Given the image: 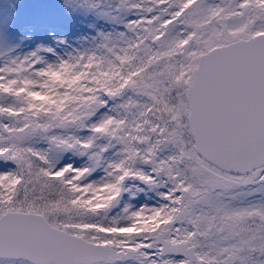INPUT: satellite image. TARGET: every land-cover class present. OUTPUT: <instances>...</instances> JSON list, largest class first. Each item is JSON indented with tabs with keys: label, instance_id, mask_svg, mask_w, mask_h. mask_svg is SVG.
Masks as SVG:
<instances>
[{
	"label": "snow or ice",
	"instance_id": "6c2138e0",
	"mask_svg": "<svg viewBox=\"0 0 264 264\" xmlns=\"http://www.w3.org/2000/svg\"><path fill=\"white\" fill-rule=\"evenodd\" d=\"M119 13L95 49L0 63V264H264V198L225 199L264 193V0Z\"/></svg>",
	"mask_w": 264,
	"mask_h": 264
},
{
	"label": "rangeland",
	"instance_id": "374dc122",
	"mask_svg": "<svg viewBox=\"0 0 264 264\" xmlns=\"http://www.w3.org/2000/svg\"><path fill=\"white\" fill-rule=\"evenodd\" d=\"M113 1L116 0H107L108 7L103 9L99 8L100 4L97 8L90 7L86 0H0V63L17 48L16 57L40 49L38 54L46 62H56L95 49L102 42L101 34H110L112 24L118 20L101 15V12L113 8ZM134 18L137 17L131 15L129 19ZM91 28L94 30L92 36L83 34ZM28 35L31 38L26 40ZM45 49L52 51H43ZM85 159L69 154L64 162L79 165ZM246 191L249 190L237 189L234 193L226 194L225 199L231 195H236V200L247 198L249 196L243 194ZM128 195L125 194L124 202L137 206L158 201L155 191L139 193L135 200L128 199Z\"/></svg>",
	"mask_w": 264,
	"mask_h": 264
},
{
	"label": "trees",
	"instance_id": "16d2710c",
	"mask_svg": "<svg viewBox=\"0 0 264 264\" xmlns=\"http://www.w3.org/2000/svg\"><path fill=\"white\" fill-rule=\"evenodd\" d=\"M86 1H88L90 5L97 2V0H86ZM106 2H107V0H99V4H100L99 8L107 9L108 5L106 4ZM115 2L116 1L112 2L113 3L112 7L115 6ZM131 15L132 14L120 13V16H119L120 18L115 22V24H112V26H111L110 34L112 35L113 38H116L120 32H124L125 31L124 23L127 21V19L130 18ZM93 31H94L93 28H91V29H89V31H87V30L84 31L83 34L84 35L88 34L89 36H92ZM76 33H77V31H76ZM81 37L84 38V36H81ZM30 38H31L30 35H28L26 40H28ZM17 49L13 50L12 53L9 54L6 59L16 57L17 56ZM261 198H264V195H262L260 193H257V194L255 193L254 195H251V196H249L247 198L238 199V200L229 201V202L234 204V205H237V204H242V203H250V202H252L254 200H258V199H261Z\"/></svg>",
	"mask_w": 264,
	"mask_h": 264
}]
</instances>
